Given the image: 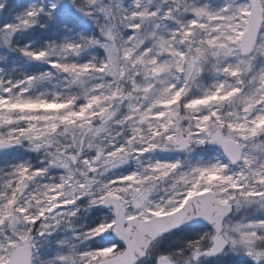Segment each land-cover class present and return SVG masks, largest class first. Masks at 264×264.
<instances>
[{
    "label": "snow or ice",
    "instance_id": "snow-or-ice-1",
    "mask_svg": "<svg viewBox=\"0 0 264 264\" xmlns=\"http://www.w3.org/2000/svg\"><path fill=\"white\" fill-rule=\"evenodd\" d=\"M0 264H264V0H0Z\"/></svg>",
    "mask_w": 264,
    "mask_h": 264
}]
</instances>
